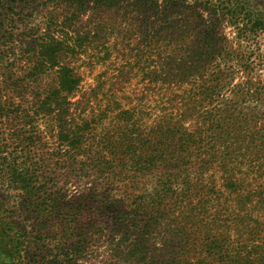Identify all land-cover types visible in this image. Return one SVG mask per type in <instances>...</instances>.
Returning <instances> with one entry per match:
<instances>
[{
    "label": "trees",
    "instance_id": "obj_1",
    "mask_svg": "<svg viewBox=\"0 0 264 264\" xmlns=\"http://www.w3.org/2000/svg\"><path fill=\"white\" fill-rule=\"evenodd\" d=\"M262 42L264 0H0V99L3 91L27 104L31 97L53 140L39 170L22 169L15 153L0 158L10 160L0 185L17 193L0 224L1 264H31L38 239L54 252L34 264H79L99 235L83 222L94 211L114 214L121 242L142 227L136 248L155 229L151 212L171 216L173 235L193 238L195 252L178 254L173 241L166 264H264ZM82 67L101 70L85 104L93 97L99 105L76 118L71 100L82 92ZM134 80L149 92L132 99L124 88ZM15 104H1L0 115L28 113ZM210 171L221 182L211 190L235 196L226 221L231 229L241 223L239 237L252 240L244 254L224 232L198 227L190 210L204 189L202 207L211 205L202 185ZM85 180L90 188L71 198L58 188ZM195 226L207 234L197 237Z\"/></svg>",
    "mask_w": 264,
    "mask_h": 264
},
{
    "label": "rangeland",
    "instance_id": "obj_2",
    "mask_svg": "<svg viewBox=\"0 0 264 264\" xmlns=\"http://www.w3.org/2000/svg\"><path fill=\"white\" fill-rule=\"evenodd\" d=\"M230 32L231 29L223 28L222 26L221 33L226 36H230ZM262 44L264 46L263 42ZM80 71L82 72V74L84 73L82 92L71 100V114L72 117L76 118L80 115L79 113L83 110V107L89 106L88 104H85L87 103L88 96L92 94V89L96 85L95 80L101 70L98 67L93 72H91L89 71L88 67H82ZM259 73L264 78V69H261ZM120 84L121 83H118V85ZM125 85L126 86L124 90H126L127 95L128 92L132 93L131 95H129L132 99H134L136 94L141 96L143 95L144 91H148L147 89L142 90V88H144L143 85L136 86V80L131 81V83H126ZM1 95L3 97L2 99H0V105H8V103H11L12 101L17 103L15 105L21 110H24L26 108H28L29 110L27 111L28 113L20 111L21 113H18L16 115L13 114L10 117L0 115V158L3 156H7V153H15L16 156L20 157V159L18 160V166L21 165L22 169L24 167H27L30 170H39V167L42 165V160H47L53 150V140L52 138H50V129H47L46 126L43 125L45 124V122L41 121V117L37 118L35 116L34 112L36 111V108L34 107V104L31 103V97H29L28 95L25 96L26 99H28L30 102V104H27L23 103L21 98H17L18 95H16L14 100L10 98V93L8 94L6 93V91H3ZM81 101L82 103L79 105V102ZM98 103L99 101H94V98L92 97V104L88 107V109L90 107L91 109H93L94 107L97 108V106L99 105ZM100 104L102 106L105 105V101H101ZM11 109H13V107H11ZM26 115H29L30 117H27ZM9 161H7L5 164L0 160V169L7 166V164H9ZM47 164L48 163L45 162V167L47 166ZM46 170V176L52 178L53 175L50 171H48L49 169ZM212 174L214 176L216 175L213 171H210L208 175H206L205 181L202 184L205 185L209 190H211V188L213 187L212 182L214 180L218 183V186L221 187V182L220 180H218V176L216 175L215 178H212L210 177ZM92 180H94V178H92ZM92 180L90 181V183L87 180L83 182H76L75 185H73V183L72 185H65V182L59 183L58 188L62 190L64 194L67 193V196L71 198V193L80 190V188L84 187L86 183L90 188ZM41 182L45 183V181ZM51 182L52 180H49V184ZM150 183L152 184V182ZM211 191V193L213 194V198L211 200V205H209L207 208L202 207L204 203L203 197H209L210 191H208L207 189H204L203 192H195L190 200L192 207L190 210L198 221V227L202 226L207 230L209 229L210 233L213 231H217L218 233L224 232L225 236L228 239V245L230 247H234L240 253L244 252V247L248 246L250 242H252V240H248V235L239 237V232L243 231L241 230V223H233L231 229L228 227L229 225L226 221V218H228L226 211L227 206H231V204L236 203V200L234 199L235 196H229L228 190H223V192L221 193L222 197L219 198L214 190ZM15 194L17 193H9L0 185V224H7L6 222L8 221V217L5 209L8 208L9 205L12 206L11 204H13V197H15ZM223 205H225V210L221 209ZM94 207L96 206L94 205ZM150 216L152 218V224H155V229L148 230L145 237V247L142 246V248H136L138 241L136 237H138V235L140 234L142 227L129 228V232H126L125 234H128L131 241L121 242L119 236L121 232L120 228L118 227L117 221L113 219L114 214L111 213V211H100L99 215L96 216V211L92 212L86 219L83 220V222L87 230L90 228L95 232L99 231V235H96L94 238H92V241L87 248V256L81 257L83 260H79V264H140L141 256H145L144 258L146 264H166L168 262L167 255L169 253L168 245L171 246V243H173V241L177 242L173 243L174 245H179L178 249L175 250L178 254L186 253L187 257H191L194 254L195 251H192L191 247V245L193 244V238L184 241V239H181L183 234H179L178 238H175L172 233V229L168 227V222L171 219V216H169L168 218H162L160 214H156L154 212H151ZM89 222H91L92 224L90 225ZM133 222L134 221H132V223ZM43 230L44 235L49 240L52 239L54 232L53 228L49 226L45 227ZM117 230H119V234H117ZM192 231H196L197 233V227L195 226ZM205 234H207V232H204V230L199 231L197 233V237H202ZM112 236H115V238L118 237L117 241L114 244H111L110 242ZM42 239H45V237H42ZM185 243L187 244V246L185 245ZM139 249L140 254L138 253ZM164 250L167 251L166 254ZM5 251V245L0 242V264L6 260L4 256ZM170 251H172V248H170ZM53 252L54 249L53 245H51V242L47 240L40 241L38 239L37 243L34 244V247L30 252L31 258L30 260L28 259V261H30L31 264H34L36 261L42 262V260H50L52 259ZM196 252H198V250H196ZM197 258L198 259H196V262L201 257Z\"/></svg>",
    "mask_w": 264,
    "mask_h": 264
}]
</instances>
